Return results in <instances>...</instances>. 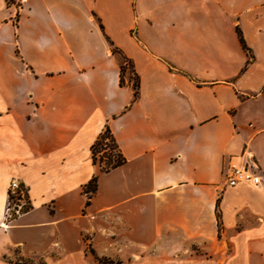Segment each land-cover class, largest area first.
I'll return each mask as SVG.
<instances>
[{
	"label": "crops",
	"instance_id": "1",
	"mask_svg": "<svg viewBox=\"0 0 264 264\" xmlns=\"http://www.w3.org/2000/svg\"><path fill=\"white\" fill-rule=\"evenodd\" d=\"M105 126L125 158L107 173ZM229 161L260 184L225 186ZM11 180L30 208L7 219ZM15 255L264 264V0H0V264Z\"/></svg>",
	"mask_w": 264,
	"mask_h": 264
},
{
	"label": "trees",
	"instance_id": "2",
	"mask_svg": "<svg viewBox=\"0 0 264 264\" xmlns=\"http://www.w3.org/2000/svg\"><path fill=\"white\" fill-rule=\"evenodd\" d=\"M8 5H12L15 4L14 0H6ZM17 6H19V4H17ZM100 28L102 29V26H100ZM239 40L240 43L242 44V46L244 47V43H243V39L241 37V35L239 34ZM109 44L111 46V50L112 52H116V48H114L112 46V44L109 41ZM124 62L126 64H129V67L132 69L131 64L127 61L124 60ZM126 71V67L124 65H122L120 67V80H119V84L123 85V75L125 74ZM132 71V70H131ZM137 77H135V81L133 83V89H134V98H136L137 96V88H138V84H137ZM91 156H92V163L93 165H96L99 170L103 173H107L110 170H113L121 165H123L125 163V158L123 157V155L121 154L113 136L110 133V130L107 126H105V128L103 129V131L99 134V136L97 137L96 141L94 142V144L91 147ZM96 181L97 178L94 176L89 183L84 187V193L86 195H92L93 193H95L96 190ZM21 188L25 189L23 185H21ZM25 197H26V204L25 206H23L21 213L27 211L30 208V204L27 198V192L25 189ZM14 217V215H13ZM12 217V218H13ZM217 223H218V227H220V217L219 215H217ZM100 263H108L110 262L109 260H104L101 259L99 260ZM20 264H28V261L23 262L20 261ZM42 264V263H40Z\"/></svg>",
	"mask_w": 264,
	"mask_h": 264
},
{
	"label": "built area",
	"instance_id": "3",
	"mask_svg": "<svg viewBox=\"0 0 264 264\" xmlns=\"http://www.w3.org/2000/svg\"><path fill=\"white\" fill-rule=\"evenodd\" d=\"M223 181L227 187H235L240 184L256 187L260 184L259 176L252 172L245 164L229 161L223 170ZM26 204L25 189L21 188L17 180H11L8 186V199L5 208V218L21 213Z\"/></svg>",
	"mask_w": 264,
	"mask_h": 264
},
{
	"label": "rangeland",
	"instance_id": "4",
	"mask_svg": "<svg viewBox=\"0 0 264 264\" xmlns=\"http://www.w3.org/2000/svg\"><path fill=\"white\" fill-rule=\"evenodd\" d=\"M19 0H14V2H18ZM128 72V71H127ZM126 72V73H127ZM106 250L103 251L102 253V259L104 260H109V261H115L117 259V256L120 254H122L121 252L120 253H116L114 251V248H105ZM108 249V250H107ZM118 254V255H117ZM14 261H23V262H27L28 261V264H40L41 263V260L40 259H35V260H24V259H20L17 257V255H15L13 257Z\"/></svg>",
	"mask_w": 264,
	"mask_h": 264
}]
</instances>
